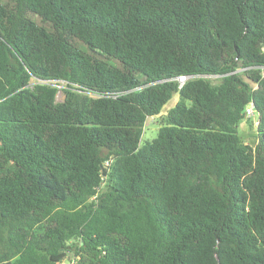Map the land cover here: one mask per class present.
<instances>
[{
	"label": "trees",
	"instance_id": "16d2710c",
	"mask_svg": "<svg viewBox=\"0 0 264 264\" xmlns=\"http://www.w3.org/2000/svg\"><path fill=\"white\" fill-rule=\"evenodd\" d=\"M261 67L264 0H0V264H264Z\"/></svg>",
	"mask_w": 264,
	"mask_h": 264
},
{
	"label": "rangeland",
	"instance_id": "374dc122",
	"mask_svg": "<svg viewBox=\"0 0 264 264\" xmlns=\"http://www.w3.org/2000/svg\"><path fill=\"white\" fill-rule=\"evenodd\" d=\"M221 77L211 78L213 81H218ZM64 94L62 91L58 93V100H63ZM179 100V94L176 93L173 97L164 105L161 114L148 117L145 127L144 133L142 136V142H146L154 139L158 135V131L160 127L163 125L162 117L166 114ZM259 116L255 112L252 116H247L238 124V132L246 143L254 144L257 135V122ZM78 257H75L74 254H70L67 256L62 264H77Z\"/></svg>",
	"mask_w": 264,
	"mask_h": 264
},
{
	"label": "built area",
	"instance_id": "2783aa9c",
	"mask_svg": "<svg viewBox=\"0 0 264 264\" xmlns=\"http://www.w3.org/2000/svg\"><path fill=\"white\" fill-rule=\"evenodd\" d=\"M261 69L263 70L262 73L264 75V67H261ZM192 77H195V76L182 74V75H179L177 77V79L180 82V86H182L189 78H192ZM204 77H208V78H215L216 77L217 78V77H221V75L209 74V75H204ZM124 93H125V91L113 92L111 94H108V96L117 97V96L123 95ZM254 113H255L254 106L252 104L247 105V107H246V115L247 116H252Z\"/></svg>",
	"mask_w": 264,
	"mask_h": 264
}]
</instances>
